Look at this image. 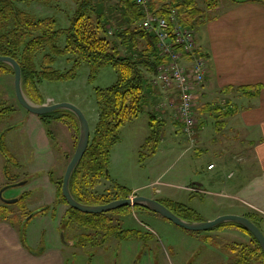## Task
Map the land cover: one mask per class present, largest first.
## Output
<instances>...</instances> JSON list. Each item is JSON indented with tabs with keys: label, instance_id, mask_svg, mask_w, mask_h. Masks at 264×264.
I'll return each instance as SVG.
<instances>
[{
	"label": "rangeland",
	"instance_id": "rangeland-1",
	"mask_svg": "<svg viewBox=\"0 0 264 264\" xmlns=\"http://www.w3.org/2000/svg\"><path fill=\"white\" fill-rule=\"evenodd\" d=\"M199 1L200 5L204 4L203 0ZM16 6L36 19L52 17L58 29L68 27L75 7L73 0H49L47 5L19 2ZM212 14L208 13L210 17ZM112 36L108 35V39H112ZM64 44L63 37L58 46L63 47ZM41 57L42 54L36 58L38 65ZM52 67L63 73L71 66L62 57L57 58ZM115 80L116 74L111 66L101 68L91 80L89 66L81 64L73 79L44 81L38 86V90L43 104L69 103L77 107L86 118L91 135L97 122L95 89H106ZM5 107L11 108L12 112L0 122V134H3V142L14 162L7 163L0 153V190L9 183L25 184L3 190L0 203L6 204L3 201L14 200L24 192L29 194L24 203L18 201L11 204L12 213L17 212L19 221L23 222L22 225L16 222V216L11 223L17 229L21 244L29 251L36 253L54 244H73L69 249L62 245L65 264H236L242 255L247 264H264V260L249 259V253L244 246L247 244L250 245L249 248H254L250 237L247 243L223 237L206 241V232L186 231L147 210L131 209L126 213L108 215L120 231L134 232L122 239L115 236L105 238L102 233L91 232L76 223L65 224V215L61 223L59 211L53 209L60 203L55 198V201H50L46 206L44 187L47 186L49 176L55 180L63 176L73 156L78 140L73 123L70 120L53 122L51 118L43 119L28 113L15 98L13 74L9 72L0 75V109ZM197 118L195 114V120ZM173 120L176 123L174 117ZM147 122V115L143 113L120 129L119 141L109 153L106 170L108 177L95 180L88 189L90 192L113 195L114 189L120 187L123 188L121 190L131 191L129 197L144 196L162 201L164 194L170 191L176 200L186 202L189 193L184 190L185 178L197 176V181L200 182L217 172V169L212 168L216 164L218 166V156L210 152L198 155L188 149L189 153L186 154L179 151L163 157L157 151L158 148L161 150L162 145H158L155 156H150L142 148L149 131ZM47 131L52 137L48 136ZM220 150L221 146H217V151ZM223 170L227 174L230 171L234 173L228 167ZM153 181L156 183L148 184ZM167 184L171 187L167 188ZM156 189L160 193L154 194ZM215 199L214 196L194 193L192 202L187 203V206L200 211V220L214 209ZM45 208L55 212V217L39 213ZM256 226L264 236V223L257 221ZM85 236H89L90 240L84 239Z\"/></svg>",
	"mask_w": 264,
	"mask_h": 264
},
{
	"label": "trees",
	"instance_id": "trees-1",
	"mask_svg": "<svg viewBox=\"0 0 264 264\" xmlns=\"http://www.w3.org/2000/svg\"><path fill=\"white\" fill-rule=\"evenodd\" d=\"M73 1L75 7L68 27L58 29L52 17L36 19L16 6L19 2L47 5L49 0H0V56L11 57L19 64L23 92L36 104L44 103L38 90L42 82L73 79L75 71L81 64L89 66L91 80L103 67L111 66L114 69L115 83L106 89H95L97 122L90 135L86 151L69 182L70 193L77 202L99 206L131 195V191L121 190L123 188L120 187L114 189L113 195H97L88 189L92 187L95 180L108 177L106 170L109 153L119 141L120 129L146 113L145 96L147 88L151 86V77L156 74L158 66L164 64L166 59L160 56L154 35L139 27L138 23L143 19L144 14L135 0ZM245 1L264 5L263 0ZM216 6L217 0H205V8H200L197 0H149L148 11L154 17L166 18L169 11L175 9L179 24L196 32L211 20L208 13L215 11ZM108 29L111 30L112 39H108ZM63 37L65 44L60 47L58 43ZM198 52L200 53L199 50ZM41 54L38 65L36 58ZM62 57L71 66L67 72L63 73L52 67L56 59ZM6 72L12 73L8 66L0 63V75ZM227 90L240 91L242 95L249 98L256 97L258 93L257 88ZM212 111L218 113L222 120L234 114V111L226 110V108L214 107ZM11 112V108H1L0 122ZM54 113L41 117L51 118L53 122L70 120L78 135V123L73 115L63 111ZM148 127L149 135L142 148L153 156L160 143L162 128L156 124L151 112L148 113ZM47 133L49 137H52L49 131ZM0 153L7 163L14 162V158L3 142V134H0ZM62 177L55 180L49 176L56 189L57 203L67 206L61 193ZM13 187L17 186L12 184L4 188ZM27 197L28 194H23L16 202L24 203ZM157 201L183 220L200 221L195 211L182 204ZM2 207L8 211L7 204ZM131 209L144 210L139 207H125L106 214H83L67 206L64 221L65 224L76 223L91 232L102 233L105 238L115 236L117 239H122L133 235L134 232L120 231L118 226L113 225L108 215L126 213ZM48 210L45 208L39 213H46ZM0 217L6 219L7 213L0 212ZM189 217H197V219ZM247 219L255 225L257 221L259 222V219L254 216H249ZM226 226L235 227L251 238L254 248H249L250 245L247 244L244 246L249 253V259L264 260L258 243L244 228L235 224H224L210 231ZM84 239L89 241L90 237L85 236ZM236 264H247L246 258L243 255L240 256Z\"/></svg>",
	"mask_w": 264,
	"mask_h": 264
},
{
	"label": "crops",
	"instance_id": "crops-1",
	"mask_svg": "<svg viewBox=\"0 0 264 264\" xmlns=\"http://www.w3.org/2000/svg\"><path fill=\"white\" fill-rule=\"evenodd\" d=\"M203 1L204 4L200 5L197 0L200 8H205V0ZM212 13L211 20L199 28L202 29L201 32L196 30L194 36L198 50L207 59L204 83L197 92V105L194 108L198 117L195 146H189L179 125L172 121L170 102L175 98L174 90L157 92L149 85L145 103L147 119L151 112L156 124L162 128L159 143L162 148L157 150L160 151L159 155L165 157L179 151L186 154L189 150L198 155L210 152L218 156V166L216 164L212 168L217 169V172L200 182L197 181V176L185 178L184 190L189 193L186 202L176 200L170 191L164 194L162 201L188 207L187 203L192 202L194 193L214 196V209L200 221L208 222L223 215H235L245 218L254 216L264 223V5L245 0H217L216 9ZM229 88H257L258 93L256 97L249 98L240 91L229 92ZM214 107L226 108L234 111V114L222 120L218 113L212 111ZM217 146H221L220 151H217ZM224 167L234 173H225ZM156 181L148 184H155ZM12 184L14 183L5 186ZM196 184L199 186H195ZM166 186L171 187L168 184ZM44 193L45 205L55 201V186L50 178L44 187ZM153 193L158 194L160 190L156 189ZM23 194L28 193L17 195L16 199ZM201 199L203 202V198ZM3 205L0 203V212L7 213V218L0 217V264H65L62 245L69 249V243L54 244L36 253L29 251L21 244L17 229L11 223L16 216V222L21 225L23 222L19 221L17 212L12 213L11 204H7L8 211L3 209ZM65 207L57 204L53 208L54 211H59L61 223L67 211ZM190 209L200 215L198 209ZM51 211L45 214L53 218L55 212ZM222 237L232 238L240 243H247L250 239L231 226L208 231L204 239L211 241Z\"/></svg>",
	"mask_w": 264,
	"mask_h": 264
},
{
	"label": "built area",
	"instance_id": "built-area-1",
	"mask_svg": "<svg viewBox=\"0 0 264 264\" xmlns=\"http://www.w3.org/2000/svg\"><path fill=\"white\" fill-rule=\"evenodd\" d=\"M135 3L144 14L139 27L154 35L157 50L166 59L151 77V85L157 92L175 91L170 102L173 117L192 148L196 142V96L204 83L207 59L198 52L195 32L179 24L175 9L166 18H160L148 11L149 0H135ZM108 34H112L109 29Z\"/></svg>",
	"mask_w": 264,
	"mask_h": 264
},
{
	"label": "water",
	"instance_id": "water-1",
	"mask_svg": "<svg viewBox=\"0 0 264 264\" xmlns=\"http://www.w3.org/2000/svg\"><path fill=\"white\" fill-rule=\"evenodd\" d=\"M0 63L8 66L13 73V88L14 95L19 105L25 109L28 113L33 115H47L54 112L63 111L73 115L78 123V140L73 156L69 160L61 183V193L66 201L68 207L83 213V214H106L125 207H139L144 210L153 212L162 218L166 219L173 225L180 227L186 231L191 232H208L220 225L235 224L244 228L258 243L263 255H264V236L258 229V227L249 219L235 215H223L208 222H191L179 218L172 211H170L163 204L157 200L147 198L144 196H131L125 199H118L111 201L104 205L90 206L77 202L71 195L69 190V182L71 176L80 163L86 148L89 143L90 131L86 118L82 112L72 104L69 103H55L52 105L36 104L32 102L23 92L22 88V75L19 64L11 57L0 56ZM24 182L15 184L16 186L23 185ZM195 186H199L196 184ZM5 188L2 189V191ZM1 198V197H0ZM17 199L11 201H3L6 204L15 203ZM63 240V236L61 235Z\"/></svg>",
	"mask_w": 264,
	"mask_h": 264
},
{
	"label": "flooded vegetation",
	"instance_id": "flooded-vegetation-1",
	"mask_svg": "<svg viewBox=\"0 0 264 264\" xmlns=\"http://www.w3.org/2000/svg\"><path fill=\"white\" fill-rule=\"evenodd\" d=\"M146 235H148V234H146Z\"/></svg>",
	"mask_w": 264,
	"mask_h": 264
}]
</instances>
